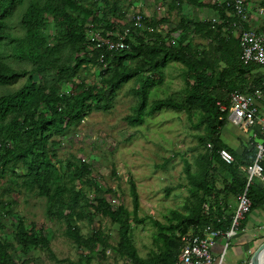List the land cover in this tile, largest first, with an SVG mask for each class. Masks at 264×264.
Returning <instances> with one entry per match:
<instances>
[{
  "label": "trees",
  "instance_id": "16d2710c",
  "mask_svg": "<svg viewBox=\"0 0 264 264\" xmlns=\"http://www.w3.org/2000/svg\"><path fill=\"white\" fill-rule=\"evenodd\" d=\"M166 3L177 12L172 26L165 27L157 4L142 16V28H132L127 48L106 49L94 44L87 27L99 28L103 35L110 29L132 27L123 19L133 7L131 0H0V84L24 77L17 87L0 93V264H43L36 255L40 250L56 264H100L91 259L97 254L104 257L106 247L114 256L125 258L121 264H176L180 234L199 232L206 225L227 229L237 195L244 188L250 205L240 227L247 213L264 203V181L253 178L246 184L247 166L254 160L264 130L253 127L254 134L236 151L220 137L227 119L216 103L227 105L231 90L264 87V64L240 60L231 27L237 17L224 2ZM19 6L21 10L14 14ZM185 6L190 10L183 12ZM192 7H209L217 18H195ZM13 17L18 33L12 31ZM117 19L121 23L115 24ZM195 36L206 39V44L193 42ZM171 60L182 64L181 94L148 100L149 87L161 80L162 68ZM90 67L99 76L86 81L84 72ZM129 79L134 82L131 90L136 101L132 112L124 116L128 124H140L166 107L183 111L193 127L202 128L195 133L192 163L181 156L186 188L182 210L170 208L164 221L137 214L138 195L131 179L129 211L120 202L111 203L105 192L112 189L90 176L86 162L74 154L63 159L57 154L56 145L67 130L92 110L107 109L116 90ZM219 148L227 149L232 160L224 161ZM262 148L259 165L264 173V141ZM170 158L165 157L162 164ZM21 191L44 198L45 216L63 223L64 236L78 250L76 258L55 256L49 233L17 213L11 193ZM97 214L116 226L113 243L97 227L81 233L79 221L91 223ZM145 221L154 227L155 248L141 256L131 228Z\"/></svg>",
  "mask_w": 264,
  "mask_h": 264
},
{
  "label": "rangeland",
  "instance_id": "374dc122",
  "mask_svg": "<svg viewBox=\"0 0 264 264\" xmlns=\"http://www.w3.org/2000/svg\"><path fill=\"white\" fill-rule=\"evenodd\" d=\"M167 1L131 0L133 7H129L123 19H128L135 11L150 14L159 4L157 12L165 16V22H167L165 27L168 28L174 24L177 12L174 8L167 7ZM250 4V9L253 11L256 8V0H250ZM17 10H21V6L15 9L14 14ZM214 14L207 13V17L210 18ZM118 20L121 21V19ZM12 22L14 24L12 31L18 33L20 30L14 17ZM192 41L206 44L207 40L195 36ZM181 67L180 62L169 61L162 68L161 80L149 87L148 100L168 94L180 95L183 85L180 76ZM96 71L97 69L92 67L86 69L85 80L96 79L99 76ZM23 79L24 77H20L15 83L0 84V93L17 87ZM133 85V79L124 82L116 90L107 109H94L78 124L69 128L56 145L57 154L62 159L74 154L86 162L90 167V176L103 187L112 189V192H105V196L111 203L120 202L129 211H131V198L128 186L131 179L135 183L138 195L137 214L151 215L164 221L170 208L182 210L186 188L181 156L192 163L196 152L193 148L196 142L195 133L201 132L202 128L193 127L183 111L166 107L146 116L140 124H128L124 116L132 112L136 101V95L131 90ZM228 134L235 137L233 146L237 149L240 148L241 142L248 138V134L242 131L239 125L226 120L221 127L220 137L226 141ZM236 134L244 137L247 134V136L239 139ZM167 156L171 158L162 164ZM166 190H168L167 194H165ZM11 194L17 213L21 214L26 221H34L36 227H43V230L49 233V247L55 256L76 258L78 250L64 236L63 223L45 216L43 197L25 191ZM96 227L110 243L117 238L116 226L105 216L97 214L92 218L91 223L85 219L79 221L82 234H87ZM153 232L154 227L148 221L132 226V239L139 255L144 256L155 248L152 242ZM19 255L17 253L14 256L15 261ZM36 255L43 259V264H56L47 257L45 251L40 250ZM232 258L234 254L228 248L223 257V264H247V258L241 262L237 260V263ZM91 261H97L100 264H121L125 258L114 256L106 247L104 257L97 254Z\"/></svg>",
  "mask_w": 264,
  "mask_h": 264
},
{
  "label": "built area",
  "instance_id": "2783aa9c",
  "mask_svg": "<svg viewBox=\"0 0 264 264\" xmlns=\"http://www.w3.org/2000/svg\"><path fill=\"white\" fill-rule=\"evenodd\" d=\"M211 2H224L226 7L236 15L237 19L231 22L232 33L237 37L242 63L264 64V0H256V8L250 9L249 0H210ZM147 15L140 11L132 13L128 20L132 27L126 25L121 29H110L105 35L100 29L87 27L86 32L96 46L104 45L106 49H123L128 47L127 37L132 28H142V16ZM215 15L211 20H215ZM247 22L251 26H243ZM121 21H116L119 24ZM227 105L217 101L220 111H225V117L230 122L239 125L242 131L253 135L252 128L259 126L264 130V87L255 86L250 91L231 90L226 96ZM262 141L256 144L254 160L247 166L246 184L257 176L264 181L259 160L262 158ZM209 146V143H207ZM220 157L229 162L232 154L225 148H219ZM250 200L245 188L237 195V203L231 217L230 226L225 230L204 226L199 232H184L180 234L182 245L176 255V264H223V257L229 248L230 240L236 235L240 227V220L249 210ZM264 229V221L260 225ZM218 243L217 250L214 244Z\"/></svg>",
  "mask_w": 264,
  "mask_h": 264
},
{
  "label": "crops",
  "instance_id": "0c3cea01",
  "mask_svg": "<svg viewBox=\"0 0 264 264\" xmlns=\"http://www.w3.org/2000/svg\"><path fill=\"white\" fill-rule=\"evenodd\" d=\"M250 3V0H249ZM251 5V4H250ZM254 7V6H252ZM254 9V8H253ZM183 12H186L187 10H190L188 7L182 8ZM191 12H193V17L200 18V17H207V13H215L213 12V9L209 7H192ZM215 15V14H214ZM247 134H245V137L242 135H237L236 137L240 138H246ZM228 140H223L228 146L232 147L236 151H239L242 144L245 143L241 142V146L239 149L235 148L233 146L235 137L231 134H228L227 136ZM247 140V139H246ZM264 221V203L259 206L258 208L251 210L247 213L245 220L243 221V224L241 226V229L238 230L236 235L231 238L229 249L234 254L233 260L236 261L239 260L240 262L245 260L248 253L251 252V250L257 245V243L261 240V234L264 233V229L260 228V225ZM261 233V234H260ZM218 243L214 244L213 249L217 250Z\"/></svg>",
  "mask_w": 264,
  "mask_h": 264
},
{
  "label": "water",
  "instance_id": "95a60500",
  "mask_svg": "<svg viewBox=\"0 0 264 264\" xmlns=\"http://www.w3.org/2000/svg\"><path fill=\"white\" fill-rule=\"evenodd\" d=\"M247 264H264V237L251 250Z\"/></svg>",
  "mask_w": 264,
  "mask_h": 264
}]
</instances>
